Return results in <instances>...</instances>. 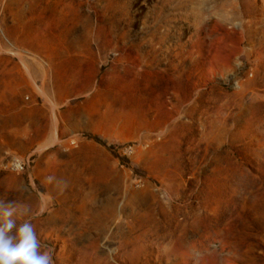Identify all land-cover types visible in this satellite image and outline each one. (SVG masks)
<instances>
[{"label":"rangeland","instance_id":"1","mask_svg":"<svg viewBox=\"0 0 264 264\" xmlns=\"http://www.w3.org/2000/svg\"><path fill=\"white\" fill-rule=\"evenodd\" d=\"M0 198L55 264H264V0H0Z\"/></svg>","mask_w":264,"mask_h":264},{"label":"clouds","instance_id":"2","mask_svg":"<svg viewBox=\"0 0 264 264\" xmlns=\"http://www.w3.org/2000/svg\"><path fill=\"white\" fill-rule=\"evenodd\" d=\"M33 218L26 205L0 198V264H55L54 249L40 240Z\"/></svg>","mask_w":264,"mask_h":264}]
</instances>
